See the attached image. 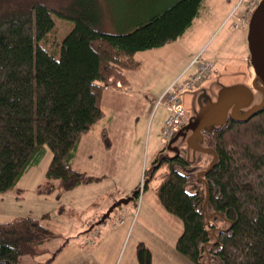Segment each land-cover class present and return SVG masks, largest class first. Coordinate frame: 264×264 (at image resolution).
Wrapping results in <instances>:
<instances>
[{
  "label": "trees",
  "instance_id": "16d2710c",
  "mask_svg": "<svg viewBox=\"0 0 264 264\" xmlns=\"http://www.w3.org/2000/svg\"><path fill=\"white\" fill-rule=\"evenodd\" d=\"M164 2L131 30L108 32L98 0H0V192L19 193V180L47 149L52 156L36 193L98 180L72 160L82 136L104 116L103 90L127 85L125 71L140 65L135 53L184 34L203 7L202 0ZM58 20L68 25L65 31H56ZM101 137L110 147L105 128ZM205 139L217 155L203 174L207 204L224 227L206 223L205 189L192 183L183 153L159 152L142 188L158 177L160 203L182 221L175 249L196 264L203 258L207 264H264V106L245 121L227 119ZM60 235L31 215L0 221V264H22L21 256L44 253L42 244ZM136 255L138 264H151L143 241Z\"/></svg>",
  "mask_w": 264,
  "mask_h": 264
},
{
  "label": "rangeland",
  "instance_id": "374dc122",
  "mask_svg": "<svg viewBox=\"0 0 264 264\" xmlns=\"http://www.w3.org/2000/svg\"><path fill=\"white\" fill-rule=\"evenodd\" d=\"M203 1L206 8L194 18L192 25L184 34L162 45L135 53V58L140 61V65L137 69L127 70L132 92L127 95L122 90L124 88H122V91L116 92L119 93L118 95H109V99L106 101L107 106H109L106 109V116L104 112V117L90 130L91 133H97V139L102 142L99 145L95 142L93 147L100 164L104 167L92 169V164L84 165L85 168L90 170L85 173L98 178L99 172L103 171L108 173V177L81 184L78 188L66 191L57 189V191L44 195L37 194L36 191L34 194L33 192H24L23 195L21 193L15 194L12 190L0 192V221L29 214L39 219L42 217L47 218L42 220L45 226L53 231L61 232L59 237L45 241L42 244V247L46 249L44 253L37 256H21L20 261L22 264H38L40 261L52 257L54 251L67 238L79 241L86 231L82 227L76 228V225L86 209L79 206L72 208L70 205L73 199L84 197L89 200L90 197L96 196L95 199L102 202L99 197L103 190H108L110 193H106L107 197L116 199V201L119 200L122 198L119 195L123 191L130 193L137 186L142 187L144 171L146 170L147 178L152 161L159 152L164 156L166 153L172 155L175 149H179L188 158L190 171L193 172L192 183L205 189L204 183L197 178V173L209 165L213 157L212 153L187 147L186 139L192 133L190 128L182 129L183 131L176 133L173 137H163V135H166L164 128H162L165 108L163 105H156L155 99L166 87L161 88L167 86L181 71L186 75L193 69L194 65L191 64V61L197 54H201L206 60L214 58L216 69L193 90H185L181 93L182 105L189 114L190 119L194 118L199 110V101H206L208 98L215 99L219 85H229L237 82L250 85L254 74L249 65L246 43V22H248L252 12V9L248 7L250 0ZM98 2L102 29L108 32L131 30L150 11L161 7L165 3L164 0H98ZM225 3H228L231 8H226ZM232 8L233 12L235 9L234 21L242 23L244 27L234 29L232 19L224 22L227 13ZM68 24L71 26V23L68 22ZM67 26L65 22L58 20L56 31L63 32ZM184 67L186 68L182 70ZM149 95L153 97V100L147 97ZM257 99H261L260 93ZM102 109L104 111L103 107ZM96 128L97 130H95ZM103 128H105L111 141L110 147L105 146L101 137ZM130 130L132 131L131 137L126 145L124 132ZM202 136L203 141L191 137L193 145L207 146L206 130H202ZM162 138H165V140ZM93 141L95 140L93 139ZM78 146L77 160L73 163L77 167L83 168V165L79 163L81 153L83 148L90 147V144L87 145L82 140ZM120 154H123V156L118 174L111 175L110 172H114V170H111L105 163H108L114 157L118 161ZM177 168L181 170L180 166H177ZM162 171L163 168L159 170V173ZM201 178H203L202 174ZM158 181L157 176L150 179L148 187L141 188L139 197L135 198L136 201L133 199L121 205L122 211L126 206L131 208L130 217H136L138 212L140 215L135 229L131 234L129 232L127 238H125L126 240L117 256L116 264L125 261L128 245L133 236L141 232L143 235L140 238H143L152 248L151 264H196L187 256L181 253L178 254L179 252L175 249L173 241H175L177 233L182 231V221L176 215L168 212L160 203L155 192ZM186 189L192 190V185H187ZM18 194L20 196L16 197ZM144 208L147 210H144ZM118 210V208H115L105 221L109 223L113 219L112 216L118 213ZM122 216L124 217V212H122ZM204 218L206 223H214L218 228L226 225V222L220 217L207 218L205 216ZM145 220L149 226L142 230V226H145L143 223ZM158 233L164 235V241L158 239ZM90 241L93 242V240ZM172 251H175L177 256H174ZM203 261L204 264H207L205 258H203Z\"/></svg>",
  "mask_w": 264,
  "mask_h": 264
},
{
  "label": "crops",
  "instance_id": "0c3cea01",
  "mask_svg": "<svg viewBox=\"0 0 264 264\" xmlns=\"http://www.w3.org/2000/svg\"><path fill=\"white\" fill-rule=\"evenodd\" d=\"M225 4H226V8H229V9L231 8L228 5V3H225ZM202 5H203L202 9H205L206 6H205V2L203 0H202ZM185 68L186 67H184L182 70H184ZM125 75H126V78L128 80V84L125 87H121V88L106 87L102 92L101 106L104 108L105 116H106V109L109 107L106 104V101H108V99H109V95H118L119 93L117 94L116 92L122 91V90L125 91V93L127 95H129L132 92V90L130 88L131 82H130L129 77L127 75V70L125 71ZM178 75H176L175 77H177ZM165 87L166 86H164L161 89H164ZM122 88H124V89H122ZM147 97L150 100L151 99L153 100L152 96L149 95ZM166 114H167V112L165 109V115ZM163 123H164V121L162 122V125H163ZM97 126H99V125H97ZM97 128L95 130H97ZM131 133H132L131 130L124 132V138L126 139V145L128 144V142L130 140ZM96 134L97 133H91V131H88L87 133H85L83 135L84 137L82 136L81 141L84 140V143L87 145L90 144V147H88V148L84 147L83 152L81 153V160L79 161V163L83 165L82 166L83 168H79L76 165H74V163H73L74 161L76 162V160H77V152H78L77 150L78 149L76 150V152L74 154V158L72 160V166L75 169H78V170L81 169L84 172H88V171H90L89 168H85L84 165H90V164H92V167H91L92 169L93 168L98 169V168L104 167L100 164V162H99L100 160H99L97 153L93 147L95 142L97 145L102 143L100 140L97 139ZM93 139L95 141H93ZM78 148H79V146H78ZM120 155L121 156H120V159H118V161L114 157V159H111V161H109L108 163H105L108 167L111 168V170H114V172H110L111 170L109 171L111 173V175H117L118 174V170L120 168L121 158H122L123 154H120ZM51 156H52V154H51L50 150L47 149V151L44 153V155L42 156L40 161L36 165H34L30 169H28L27 172L22 176V178L18 182V188L20 189L19 193H21V195H23L24 192H33V194L35 193L36 186L41 181V179L43 178V175L46 171V168H47V165L51 159ZM96 165H98V166H96ZM115 169H116V171H115ZM108 176H109L108 173L101 171L98 174V180H99V178L103 179V178L108 177ZM78 186H80V185H78ZM78 186H76L74 188H78ZM12 192H15V194H17L18 191L12 190ZM106 193L109 194L110 191L103 190L102 194L99 197L100 200L102 199V202L97 201L95 199L96 196L90 197L89 200L85 199L84 197H82V198L79 197L77 199L76 198L73 199V201L70 205L72 208L79 206L81 208L83 207L86 209V211L82 214L81 218L79 219V221L77 222V225H76V228L82 227L83 230H85L86 232H85L84 236H81L79 241H76V240L73 241L70 238H67L60 245V247H59L60 251L53 256V258L51 259L49 264H116L117 256L121 251V247L124 244V241L126 240L125 238H127V235L129 234V232L131 234L133 232V230L135 229L140 213L138 212L136 217H134V216L130 217L131 208L126 206L123 211L121 209H119L118 213H116L115 215L122 214V212H124V217H125L124 219L125 220H124V223L122 225H119L115 228H111L107 222H105L103 225L100 222H96V221L90 223L92 220H95L96 218L100 217L105 212L107 207L112 202H114L116 200V199H113V198L111 199L110 197H107ZM127 193H129V192L123 191L122 194L119 196L122 197V196L126 195ZM144 210H147V209L144 208ZM140 212H141V209H140ZM26 215H29V214H26ZM46 217H48V216H46ZM43 219H47V218H43V217L40 218V222L45 226V224L42 221ZM143 223L145 226H142V228H141L142 230L149 226V224L146 220ZM94 225H95V227L98 228V235L95 237L93 242L89 245V244H86L85 238H86V234L88 233L90 227H92ZM46 227H48V226H46ZM56 232L61 233L60 231H56ZM142 235L143 234L141 232L140 234H135L133 236L132 241L130 242V244L127 247V253L125 256L126 259H125V261H123V263L121 261V264H138L137 255H136V248H137V244L140 241H143L148 246L150 253H151V257H152V251H151L152 248L150 245L147 244V242L143 238H140V237H142ZM178 235H179V232L177 233V236ZM177 236H176V238H177ZM130 237H131V235H130ZM176 238H175V241H176ZM158 239L160 241H164L165 237L162 233H158ZM175 241H173L174 246H175ZM170 246H172V245H170ZM160 247L161 246L159 245V248ZM160 249L162 250V247ZM172 254L174 256H177L175 251H172ZM178 254H180V253H178ZM123 256H124V254H123Z\"/></svg>",
  "mask_w": 264,
  "mask_h": 264
},
{
  "label": "water",
  "instance_id": "95a60500",
  "mask_svg": "<svg viewBox=\"0 0 264 264\" xmlns=\"http://www.w3.org/2000/svg\"><path fill=\"white\" fill-rule=\"evenodd\" d=\"M246 43L249 63L254 72L252 86L240 82L222 85L217 92L215 100L208 98L206 101H199L200 107L195 117L189 119L188 123L182 128H190L192 130V133L186 139L188 148L209 151L213 155L209 165L197 173V178L206 187L203 211L207 218H216L220 214L213 212L207 204L208 189L204 178H201V174L206 173L214 165L217 155L212 147L200 144L193 145L191 140L196 138L199 141H203L202 130H206L209 133L222 126L228 117L236 121H245L264 106V0L259 1L250 15L247 23ZM252 88H256L261 93V99L257 103H252L254 97ZM240 109L242 111H239ZM182 129L178 133L183 131ZM191 137L193 138L190 139ZM138 192L139 189H134L130 195L122 197L111 204L101 218H106L118 205L128 203Z\"/></svg>",
  "mask_w": 264,
  "mask_h": 264
},
{
  "label": "built area",
  "instance_id": "2783aa9c",
  "mask_svg": "<svg viewBox=\"0 0 264 264\" xmlns=\"http://www.w3.org/2000/svg\"><path fill=\"white\" fill-rule=\"evenodd\" d=\"M258 0L249 1V9H252ZM234 27H237V24L234 23ZM196 63L195 71L183 78L182 80H175L171 85L163 92V94L157 99L156 103L164 104L169 112L165 119L164 126V136H171L186 120L187 113L183 108L180 100V95L184 90L191 89L192 87L198 85L213 69L214 61L200 59L196 57L194 59ZM165 140V138H164ZM123 222L122 218H117L113 220L112 226L121 224ZM95 229L90 233V236L95 234Z\"/></svg>",
  "mask_w": 264,
  "mask_h": 264
},
{
  "label": "flooded vegetation",
  "instance_id": "af4514ba",
  "mask_svg": "<svg viewBox=\"0 0 264 264\" xmlns=\"http://www.w3.org/2000/svg\"><path fill=\"white\" fill-rule=\"evenodd\" d=\"M251 85H252V84H250L249 86H251ZM219 88H220V86H219ZM219 88H218V89H219ZM218 89H217V91H218ZM252 90H253V94H254V97H253L252 103L259 102L260 99H257V97L259 96L260 91L257 90L256 88H252ZM239 111H242V109H240ZM238 114H239V113H238ZM229 118H231V117H229Z\"/></svg>",
  "mask_w": 264,
  "mask_h": 264
}]
</instances>
